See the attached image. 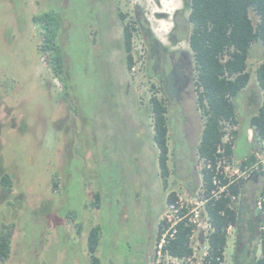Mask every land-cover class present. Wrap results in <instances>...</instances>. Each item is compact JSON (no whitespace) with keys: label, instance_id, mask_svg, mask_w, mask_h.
Listing matches in <instances>:
<instances>
[{"label":"rangeland","instance_id":"obj_1","mask_svg":"<svg viewBox=\"0 0 264 264\" xmlns=\"http://www.w3.org/2000/svg\"><path fill=\"white\" fill-rule=\"evenodd\" d=\"M98 1L0 0V232L6 231V226H10L13 231L10 258L0 264H58L57 260L61 255L65 257L64 264H77L75 254L69 253V239L64 237L66 233L61 228L56 232L55 217L65 218L69 214L81 217L85 212L83 206L90 202V193L95 189H99L109 203L111 199L116 201V198L122 202L123 198L119 195L122 190L131 204L127 223L123 225L118 219H113L115 223L112 232L108 227L109 206L105 204L102 209L103 232L106 239L113 237L115 240V249L110 248L107 240L99 252L104 264H108L110 260H115L117 264L143 263L140 257H129L127 247L143 222L146 206L153 205L154 213L157 214L162 204V187L167 178L160 179L155 154L148 149L145 156L133 158V147L123 146L120 153L116 152L112 158L93 139L96 136L99 138L102 131L85 129L89 134L84 135L81 128L78 138L74 137L80 145L74 147L73 157L69 154L70 139L73 136L71 129L64 123V117L68 119L69 116L67 113L63 116V113L72 110L76 118H82L90 126L87 115L93 106L100 105L98 98L101 99L102 95L110 91L109 81L103 83V73L108 72L105 68L107 56H110L107 47H111L109 44L113 39L117 59H122L124 55L122 31L111 29L115 20L111 13L113 16L117 13L115 4L112 0H107L110 5L108 2L104 8H99ZM118 5L119 12L126 13L128 24L133 22L135 11L142 13L149 23V29L153 33L149 37L148 72L151 77L162 79L164 85L172 90L173 97L178 99V96H184L186 99L183 90L178 89L182 73L178 68H172L171 47L164 45L170 43L173 47L176 46L169 41L168 36L177 19L175 12L184 10V1L119 0ZM45 12L58 14L62 22L57 43L64 53V82L55 78L46 57L39 51L42 38L33 23V17ZM89 13H103L104 17L101 23L104 24L101 29L102 37L100 36L103 45L98 50L90 47ZM106 13H109L108 18ZM185 15L187 13L179 14ZM174 34L177 36L178 32ZM134 38L142 43L137 35ZM183 48L187 51L190 49L187 40L183 43ZM179 49L184 50L181 47ZM142 78L144 88L151 97L155 93L153 85L156 82L144 74ZM248 91L245 96L240 94L234 100L241 123L235 149L238 159H243L249 153L246 142L248 120L244 118L249 108L252 109L251 113L255 111V105L247 107L245 98L249 96L251 88ZM185 101L189 107L190 100ZM172 109L168 123L169 126L171 122L173 124L171 165L177 183L173 190L179 191L187 186H180L183 178L191 176L194 171L196 178L193 186H199L202 163L191 160L196 140L193 137L189 143H183L176 128L175 111ZM193 133L195 136L199 133L197 122L193 125ZM251 135L253 141V131ZM180 148L184 152H179ZM256 148L258 151L253 153L255 163L264 165V146L262 150L260 147ZM135 160L139 161L136 163ZM123 171L125 177H120L119 173ZM139 172L141 173L138 175ZM58 173H63L62 185L55 177ZM4 174H8L13 181L10 192L2 186ZM259 179L262 180L263 177L260 175ZM63 185L64 188L59 193ZM254 186L252 182L244 185L240 202L236 204L241 212L243 209L248 211L252 192L256 198L260 196V187L257 185L255 189ZM241 215L242 220L247 216L245 213ZM240 229L252 241L251 246L256 245L255 250L249 251L258 253L259 246L245 221H242ZM237 238V230L233 228L226 253L229 264L235 262ZM131 247L133 251V243Z\"/></svg>","mask_w":264,"mask_h":264},{"label":"trees","instance_id":"obj_2","mask_svg":"<svg viewBox=\"0 0 264 264\" xmlns=\"http://www.w3.org/2000/svg\"><path fill=\"white\" fill-rule=\"evenodd\" d=\"M184 10L178 11L174 21L178 28V40H187L192 51L193 60L197 71V105L205 119L202 138L198 147V156L201 163L214 161L218 145L225 135L227 123L237 126V114L234 100L248 86L251 75L247 70V61L251 57L254 44L263 47L262 63L256 70L259 88L264 97V0H183ZM187 13L179 16L180 13ZM135 13L139 14L137 11ZM142 19V18H141ZM143 20V19H142ZM33 23L38 28L42 38L39 49L50 64V69L55 78L64 82L65 63L64 53L57 43L61 31L62 22L58 14L45 12L33 17ZM142 23V22H141ZM140 23V24H141ZM147 25V24H146ZM137 27L140 35H153L149 26L132 22L124 27L125 52L127 54V68L131 71L133 65L132 38L133 31ZM148 29V30H147ZM147 74L150 73L147 69ZM68 86H66L67 88ZM156 93L161 91L153 85ZM150 106L154 118V141L159 150V166L163 180H166L168 170V127L166 114L168 112L165 100L157 96L151 98ZM249 127L253 130V150L264 146V101L257 115L250 119ZM237 139L238 131L234 132ZM235 139V143H236ZM228 153L234 155L231 147L227 146ZM244 165L255 163L253 155L243 160ZM262 167V166H261ZM263 179H259V176ZM201 177L207 187H211L212 173L203 168ZM252 182L254 188L260 187L259 195L264 196V172L254 174L250 179L242 181L238 186H232V193L241 194L244 185ZM2 186L7 192L11 191L13 181L8 174L1 179ZM166 181L164 182V184ZM197 186H188L190 192H194ZM174 197L170 194L168 200ZM99 202L98 196H95ZM255 194L248 205V211H240L235 205L230 207V199L221 198L207 205V214L211 220L214 231L209 236L211 264L224 263V254L228 243L227 230L230 226L237 230L235 264H264V205L261 210L256 207ZM240 202V201H239ZM244 207V206H243ZM241 208V207H240ZM246 210V209H245ZM242 213L247 216L242 220ZM71 215L67 216L71 219ZM242 221H245L253 239H256L261 256L257 258V252L251 246V240L246 238L240 229ZM6 231L0 232V262H6L11 255L12 230L6 226ZM190 229L180 227L178 240L170 247L172 254L183 256L190 254L186 248L187 235ZM100 242V228L91 230L89 235V253L92 256L91 264H100L95 253Z\"/></svg>","mask_w":264,"mask_h":264},{"label":"crops","instance_id":"obj_3","mask_svg":"<svg viewBox=\"0 0 264 264\" xmlns=\"http://www.w3.org/2000/svg\"><path fill=\"white\" fill-rule=\"evenodd\" d=\"M178 11H176L175 13H177ZM159 13H163V12H159ZM139 15L143 19V21H145V23L149 26L148 21L144 18L142 13H139ZM113 18H115V20L113 22V26L111 27V29L113 31L117 29L119 31H122L123 44H124V55L122 59L120 60L117 59L118 53L115 54L117 50H116V47L114 48L113 46V41H114L113 39L112 43L109 44L111 47L109 48L107 47L108 49L107 51L110 56H107V61H105L106 62L105 68L106 70H108V72L103 73V83H106L109 81L110 86L108 85V83L107 85L110 87V91L108 94L102 95L101 99L98 98L100 105L95 106V107L93 106L89 115H87L88 117L87 120L88 121L90 120V123H91L90 126H88L89 125L88 122H83L82 118H76L77 116L75 117L73 115L72 110H69V112H67L64 109L65 112L63 113V116H65V113H67L69 116L68 119L66 118V116L64 117V120H65L64 123L66 126H68V128L71 129L72 131L71 136H73L72 137L73 139L72 138L70 139L71 144L69 146L71 148L69 150V154H71V157H73L74 147L76 145L78 146L80 145V144H77L76 139L74 138L75 136L76 138H78L77 135L79 133L80 128H81V132H83L84 135L85 134L88 135L89 131L99 130V131H102L101 134H99L100 137L98 138V136H96L93 139L96 144L98 145L101 144L106 155L112 156V158H114V155L116 152L120 153L121 147L123 146L133 147L132 156L133 158H138V159H140V157L142 156H145L148 149L152 151L156 156L158 175L160 179L162 180L163 179L162 173H161V169L159 166V150L154 141V118H153L152 109L150 106V101L147 104L143 105L140 97H138L136 93L135 80L133 79L131 72H129L127 68V54L125 52L124 30H123L122 25H120L119 23V17L117 13H116V16H113ZM156 38L158 37L156 36ZM184 42L185 40L180 43H177L178 45L176 47L177 48L181 47L182 49H184L183 48ZM164 45L170 46L171 50H175L174 48L175 46L173 47V45L170 43L168 45L164 43ZM92 49L98 50V47L96 45H92ZM184 50L187 52V54L190 57L189 59H190V64L192 68L191 84H190L192 98L190 100L189 107L185 103L186 99L184 96L183 97L178 96V99L175 96L173 97L174 94L171 92L172 90L170 89L171 90L170 91L166 87V85H164V83L162 82V79L158 78L157 76L152 77V79L156 82L155 85H157L158 88H161V91H159L158 98L165 100V103L167 104V107H168L166 118H167V127H168V148H169L167 165H168L169 174L167 176V182L165 184L163 183V187H162V190H163V199H162V204H161L162 208L157 216L158 217L157 228L154 233L153 240L151 241V243H148V244L145 243L146 240L144 239V230L142 226L145 224V221L148 216L147 214L148 211H146L142 219L143 222L140 223L142 224V226L139 225V228H137V233L132 238L133 241H131V243L128 241L130 243L127 247L129 257L135 256L137 258L138 257L143 258L144 256H146L142 264H148L149 257H152L153 255L156 236L158 232L157 230L158 223L165 210L166 197L168 193H170L174 189L172 188V180H171L173 179V169L171 165L172 156H173V150H171V139L173 136V132H172L171 127L173 124L171 122V125L169 126V123H168L169 115H171L172 108H173L172 110L175 111L174 119L176 123V128L178 132L181 134L183 143L185 144L189 143L190 141H192L193 137L196 140L194 151H192V156L194 160H199L198 147L201 142L205 119L203 118V115H201L199 112L200 110L198 109V105H197V95L193 87L194 65H193L192 51L191 49H188V51L187 49H184ZM262 54H263V47L258 43L254 44L252 47V51H251V58H249L247 61V64H248L247 70L249 71L251 78H250L248 86L241 92V94L245 96V93L249 92L248 90L251 88V92L249 93V96L247 95V98H245V101L247 103V107L251 105H255V111L251 113L252 109L249 108L250 113L246 112L247 114L245 115L244 119L248 120V125L246 128V137H247L246 142L249 145V149H248L249 153L243 159H238L236 157V151L234 150V157L238 161H242L246 159L248 156L253 155L255 151L253 150V141H252V138L250 137L253 130L249 127V122L253 116L257 115L258 110L262 106L263 101H264L263 92L258 86L257 77H256V70L262 63V60H261ZM175 60H176V56L174 58V62ZM252 65L254 66L253 68H252ZM172 68L174 69L175 67L172 65ZM176 89H177V85H176ZM169 99H171L170 101L171 104L169 102ZM61 102L63 103V101ZM61 106L66 108L64 105H61ZM242 119L243 117L241 118V120ZM237 121H238V131H239V125L241 123H240V119L238 116H237ZM196 122L198 123L199 133L198 135L195 136L193 133V125H195ZM85 125H86V128H85ZM85 129L86 130L89 129L88 133L85 131ZM237 138H238V135H237ZM235 149H236V143H235ZM178 150L179 152H184V149L182 148ZM76 152H78V150ZM86 155H88V152L86 153ZM136 161L138 162L139 160H135V162ZM140 173L141 172H139L138 175ZM62 174L63 173L61 174L58 173L55 176L57 180H59L61 185L64 182V177ZM119 174H120V177L121 176L125 177L124 171ZM190 177L191 176H189L187 183H182L180 184V186L183 184L187 185L186 188H188L189 185L193 186L194 181H192ZM168 181H169V185H168ZM63 188H64V185L60 187L59 193L62 192ZM164 191H165V194H164ZM114 192L117 193L115 191V188H114ZM90 194H91L89 198L90 202L89 203L86 202L83 206L85 210L84 214H82L81 217L77 215H72L71 219H68L67 217L65 218L55 217V227H56L55 229L57 232V229L61 228L63 233H66L64 234V237L66 239H69V243H68L69 253L75 254L74 259L77 264H91L92 256L89 253V235L92 229L96 227L100 228V242H99L97 251L95 253V257H97L100 260V264H104V261L101 258L99 252L101 248L102 249L104 248L105 242L107 240H108V244L110 248L115 249V240L113 237H109L108 239H106V235L103 232V224L101 223V218L103 215L102 209L105 204L106 206L107 205L109 206V212H108L109 226L108 227H110V230L112 232L113 225L115 223L113 222V219H118L119 221L123 223V225L126 221H128L127 219L128 218V208L131 204L129 200L125 197L122 190L119 192V195H121L120 197L123 198L122 202H120L118 198H116V201L114 199H111L110 203L107 202V200L104 199L102 192L99 189L92 190V193ZM134 194L135 192L133 191L132 196H134ZM95 196H98L99 202L95 201L96 200ZM129 238L131 239V237ZM132 243H133V251L131 247ZM228 246H229V240H228L227 247L225 250L223 264H229L226 258ZM45 248L46 246H44L43 251H45ZM260 256H261V252L259 251L257 253V258H260ZM63 260H65V257L61 255V257L58 258L57 263L64 264L65 262H63ZM108 264H117V263L115 260H110L108 261ZM230 264L232 263L230 262Z\"/></svg>","mask_w":264,"mask_h":264},{"label":"built area","instance_id":"obj_4","mask_svg":"<svg viewBox=\"0 0 264 264\" xmlns=\"http://www.w3.org/2000/svg\"><path fill=\"white\" fill-rule=\"evenodd\" d=\"M135 36L134 31L131 51L133 65L130 72L136 83V93L144 105L151 102L156 91L154 90L155 93L149 97L141 81L147 51L143 43L135 40ZM193 65V87L197 95V71L194 60ZM224 130L225 135L217 147L215 160L202 163V167L212 173L211 187H207L201 177L200 184L194 192L182 188L167 195L165 210L158 224L154 252L148 264H211L208 260L211 259L208 241L214 229L207 214V205L212 201L228 198L230 207L234 208L240 200V194L238 196L233 194L231 187L239 186L242 181L250 179L254 174L264 172V165L259 163L244 165L243 160L238 161L233 154L228 153L227 146L231 147L232 152L235 150L234 132L238 131V125L227 123ZM250 137L252 138V135ZM172 193L174 197L168 200ZM263 205L264 196H259L256 200L257 209L261 210ZM181 226L190 229L186 248L191 252L188 255L177 256L172 254L170 247L178 240ZM233 228L232 226L228 228V237Z\"/></svg>","mask_w":264,"mask_h":264},{"label":"flooded vegetation","instance_id":"obj_5","mask_svg":"<svg viewBox=\"0 0 264 264\" xmlns=\"http://www.w3.org/2000/svg\"><path fill=\"white\" fill-rule=\"evenodd\" d=\"M112 1L115 4V10L118 11L117 12V15L119 17V23H120V25H122L123 30H124V27L126 25L132 24V22L128 24L126 22V20L128 18L127 15H126V13H120L119 12V5H118L119 0H112ZM108 2H107V0H105V3H104L103 0L102 1L99 0L98 3H97V5L99 6V8L100 7H103L104 8L108 4ZM109 5H110V2H109ZM89 14L91 16V25L88 24V26H90V28H91L90 29V34H89L90 35L89 36L90 47H92V45H96L98 47V49H99L100 46L103 45V41H102V38H101L102 37V35H101V29L103 28V25H104V24H101V23H103L102 19L104 18L103 15H102L103 13H89ZM111 14H112V17H113V13H111ZM108 15H109V13H106L107 18H108ZM137 21L139 22V25L147 26L146 23H145V21H143L141 19L140 15L137 14V13H134V22H137ZM113 22H112V26H113ZM132 31L133 32L135 31L136 35L141 38V42L143 43L144 47L146 48L147 56H146V59H145V67L143 69V74H144V76H148V78L151 80L152 77L147 74V69H149V46H150V42L148 43L149 46H147V44L145 42H146V40H148V36L145 34L142 37L140 35L139 31H137V27L135 28V30H132ZM175 32H178V28H177V24L174 23L173 29H172L171 33L169 34L168 39H169L170 42H174L176 44V46H177L178 45L177 43H180V42H182L184 40L179 41L178 40V37H177L178 35L175 36V34H174ZM132 40H133V38H132ZM176 46L174 47L175 50H171L172 51V54H173L171 56V59H172L171 62H172V65L175 68H178L179 71H181V73H182V76L181 77L179 76L178 89L179 90H183V92L186 95V99L191 100V98H192L191 94L192 93H191V90H190V84H191L192 68H191L190 59H189L190 57H189V55L187 54L186 51H184V50L179 51L181 49L177 48ZM175 56H176V60L174 62ZM141 79H143V78L141 77ZM155 96L158 97L159 96V93H156ZM170 101H171V99H169V102ZM167 103H168V101H167ZM170 104H171V102H170ZM191 160L194 161L193 156L191 157ZM194 167H195V165H194ZM195 178H196V172L194 171V173L191 174V180L194 181ZM188 179H189V176L183 178V181L182 182L183 183H187V180ZM171 180H172V188L176 189V184L177 183H176V179L174 177V173H173V179H171ZM168 185H169V181H168ZM183 188H185V187H183ZM173 191H177V190H173ZM173 191H171V192H173ZM166 199H167V197H166ZM146 207L147 208L145 209V212L148 211L147 212L148 216H147V219L145 221V224L143 226H142V224H140V225L142 226V228H144V237H145V240H146L145 243L148 244V243H151V241L153 240L154 233H155L156 228H157V221H158V217L157 216H158V213L160 212V210L162 208V205H161L160 210L158 211L157 214L154 213L153 205H151V206L149 205V207L148 206H146ZM145 257L146 256H144L142 258L143 261H144ZM150 259H151V257H149L148 260H150Z\"/></svg>","mask_w":264,"mask_h":264}]
</instances>
